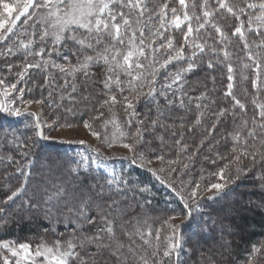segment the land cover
<instances>
[{"label":"trees","instance_id":"obj_1","mask_svg":"<svg viewBox=\"0 0 264 264\" xmlns=\"http://www.w3.org/2000/svg\"><path fill=\"white\" fill-rule=\"evenodd\" d=\"M108 1H116L129 20L121 39L111 26L99 35L79 30L80 39L60 43L41 40L35 30L39 45L31 52L11 55L0 43L7 54L2 63L10 67L3 70L12 72L17 87L27 86L25 96L50 100L49 109L61 122L123 127V138L141 142L140 151L189 158L206 181L227 163L242 172L227 188L199 198L168 182L179 200L160 208L161 202L144 201L136 181L122 194L93 172L77 170L64 145L48 141L27 111L12 112L5 103L10 96L0 90V264L46 262L41 255L25 263L18 257L21 245L33 251L66 249L64 264H176L163 256L166 244L159 233L175 216L182 218L177 228L187 244L186 264H210L205 256L219 264H264V0ZM136 43L142 52L130 67L125 58ZM43 50L49 65L23 63ZM137 91L140 97L129 106L125 99ZM46 150L55 154L45 155ZM43 157L58 161L61 171L90 188V200H105L107 206L84 199L86 216L80 214L79 229L69 228L57 212L67 204V186L59 185L61 176L39 169ZM230 196L234 212H245L240 224L234 214H225ZM50 210L56 215L45 219ZM141 211L152 216L131 225L120 222L123 214ZM198 239L215 248L224 240L231 249L209 251L195 244Z\"/></svg>","mask_w":264,"mask_h":264},{"label":"rangeland","instance_id":"obj_2","mask_svg":"<svg viewBox=\"0 0 264 264\" xmlns=\"http://www.w3.org/2000/svg\"><path fill=\"white\" fill-rule=\"evenodd\" d=\"M115 3L116 1L108 0H0V43L5 44L2 48L9 54L19 55L24 53L23 51L31 52V48L38 47L39 43L33 37L35 30L40 33L41 40L44 41L50 38L54 42L60 43L64 42L68 37L76 40L80 39L75 35V32L79 30L87 35H99L109 26L113 28L109 31L115 34V38L121 39L123 29L129 23V20L125 18L124 14L120 15V8L114 6ZM154 26L158 28L159 33L160 25L154 24ZM141 52L142 48L138 43L134 44L129 50L126 55V61L130 67L136 65ZM3 53L4 51H0V71H2L0 73V90H2L3 95L10 96L8 101L5 100V103L12 108L10 110L15 113L27 111L28 114L32 115L33 123L37 122L48 141L54 140L64 145L63 147L71 154L77 170L93 172L98 180L104 182L110 188V191L125 194L126 186L136 181L143 186L140 193L146 203L155 205V203L161 202L160 208L166 209L178 202L173 190L167 186L169 183L178 186L189 198H199L227 188L240 175L238 173L242 172L239 170L240 168H231L232 166L227 163L223 172L215 171L212 173L213 177H211V180L206 181L207 176L201 175L203 173L202 170V173H198L200 169L197 170L195 163L191 162L187 157L186 160L180 161L179 155H158L155 150L149 151L147 154L140 151L141 142L137 139L128 141L123 138V127L117 129V125H112L110 122L102 125L93 122L79 124L61 122L55 118L49 109L50 100L47 102L45 98L41 97L33 100L25 96L27 92L26 85L20 87L21 84L17 87L14 84L12 72L6 73V70H3V68L10 70L9 64L4 66L2 63L7 56V54ZM41 53L42 55H39L37 59L33 58V55L23 63L36 61L37 66H42L41 64L49 65V59L47 56L45 57L44 50ZM51 63L56 64L57 62L51 59ZM60 67L61 70L67 68L63 65ZM139 95L140 92L137 91L130 97L128 96L125 102L127 101L130 104L129 106H131V104L137 102ZM0 103H2L1 100ZM48 152L51 155L55 154L51 150H46L45 155ZM241 153L243 154V152ZM134 156L140 158V165L137 164ZM44 159L43 157L42 160ZM59 165L58 161L50 162L46 159L38 164L39 169L46 171L47 174L53 173L56 176H61L59 185L65 184L67 186L63 196L64 198L68 196V198L67 204L57 210L59 212L58 215L70 222L67 224L69 228L79 229L78 223L81 220V215L86 216L87 213V205L84 206V203H82L84 199L97 208H104L108 203L102 199L100 201L90 200L88 195L90 188L86 187L81 180L71 178L68 173L61 171L59 169L61 166ZM147 166L151 169H148ZM139 167L147 168V170ZM74 186L77 187L75 188ZM230 198L228 199V207L224 209L225 214L227 216L234 214L235 221L240 224L238 218L244 211L238 209L239 212H234L232 207L233 200L231 196ZM237 201L241 202L242 200L239 199ZM110 206L113 205L110 204ZM112 208L116 211L114 207ZM123 208L126 209L129 206L125 205ZM54 212L50 210L47 215L45 214V219L50 220V217L57 213ZM142 212L139 215L133 214L130 217L123 214L124 218L120 222L131 225L139 217L143 219L144 217L148 216L150 218L152 216L147 211ZM119 213L118 211L116 214L119 215ZM154 214L153 216H155ZM35 215H38L37 212ZM181 222L182 218L171 217L164 223L163 230H159L161 241L166 244L163 247L162 254L165 258L173 257L176 264L187 263L186 241L180 237V243H178L181 232H178L177 226ZM246 230L251 231L250 228ZM237 233H239V230ZM189 237L194 238V235L191 233ZM201 242L198 239L195 244L209 251L217 249L218 251H215L218 253L222 250L228 252L230 247L227 245L228 242L224 240L218 242L219 244L216 245L219 246L216 248L209 240ZM197 246L196 248L199 249ZM69 254L70 252L66 249L39 248L33 251L31 247L21 245L18 257L25 263H29L31 262L30 260L35 261L41 255H44L42 260L45 258L46 262L42 263L40 261L37 264H49L48 256H50L51 262L64 264ZM128 254L130 255L131 251ZM205 257L204 261L207 260L210 264H219ZM53 262L50 264H54ZM201 263L202 261L198 260V264Z\"/></svg>","mask_w":264,"mask_h":264}]
</instances>
